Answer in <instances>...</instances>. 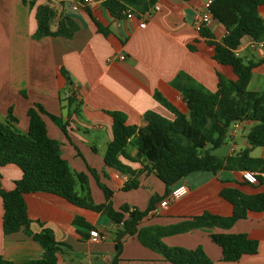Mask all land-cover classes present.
Returning a JSON list of instances; mask_svg holds the SVG:
<instances>
[{"label":"crops","instance_id":"obj_1","mask_svg":"<svg viewBox=\"0 0 264 264\" xmlns=\"http://www.w3.org/2000/svg\"><path fill=\"white\" fill-rule=\"evenodd\" d=\"M143 28L137 18L112 17L102 0L70 10L56 0H0V124L16 134L28 132L27 110L40 104L48 113L66 122L64 134L47 116L42 115L47 136L58 143L59 154L72 173H83L87 178L89 197L93 204L105 203L98 183L111 192V205L115 210L125 205L129 209L144 211L151 199L157 200L138 224L142 228H166L191 221L204 213L229 217L233 207L221 196L224 189H236L245 195L264 193L262 181L249 185L241 179L239 170L194 172L181 183L188 192L170 201L166 208L160 202L170 191L137 159L136 150L128 145L120 164L131 173H123L105 165L103 157L112 140V119L109 111L126 116V124L144 128L146 111L173 120L174 116L153 97L158 92L181 114L189 111L180 93L171 82L182 72L210 92L216 91L218 76L235 81L232 68L216 62L214 47L193 27L202 0H157ZM153 5V6H154ZM49 9V30L68 23L76 26L71 35L34 37L36 10ZM264 22V7H258ZM237 21L230 9L212 16L207 30L213 41L220 43L227 28ZM102 31L105 33H102ZM249 37H243L235 51L243 63L254 67L248 91L264 89V50L256 47ZM124 60H118V56ZM111 59V60H110ZM65 71V75L62 74ZM74 93L75 103L67 105ZM8 111L12 119L8 118ZM255 122L242 119L237 127L230 126L227 133L229 152L220 158L235 156L247 150L250 158L264 160V146L252 147L247 134ZM95 171L97 179L89 172ZM256 178H257V174ZM21 171L14 165L0 168V187L9 192ZM134 180L137 187L124 191V185ZM180 183V184H181ZM83 195L80 185H75ZM29 231H51L58 243L67 245L57 254L58 264H110L115 253L116 231L120 225L105 215L76 207L65 199L45 192L24 195ZM3 202L0 197V257L13 264H21L42 257L38 242L21 228L4 235L2 231ZM82 218L97 231L101 238L92 240L89 231L73 224ZM246 234L258 242L254 255H245L237 262H222L221 250L210 234ZM168 247L195 249L217 264H264V211L250 212L245 219L236 221L229 229L214 226L192 229L160 238ZM117 264H171L162 255L143 246L136 235L121 239V252Z\"/></svg>","mask_w":264,"mask_h":264},{"label":"trees","instance_id":"obj_2","mask_svg":"<svg viewBox=\"0 0 264 264\" xmlns=\"http://www.w3.org/2000/svg\"><path fill=\"white\" fill-rule=\"evenodd\" d=\"M156 1L102 0V4L112 17L120 18L125 8L142 13L149 10ZM259 6L264 7V0H213L212 16L217 17L222 10L230 9L236 14L237 21L227 28L220 43L213 41L206 28L200 34L214 47V60L230 66L236 80L229 81L218 76L216 91L210 92L186 74L178 73L171 85L180 93L188 108V116L181 114L155 92L154 99L171 112L174 119L167 120L152 111H146L144 118L147 124L144 128L127 125L126 116L121 112H107L112 119V140L103 157L106 166L123 173H131L118 160L120 155L124 156V151L130 144L136 150L137 159L141 158L144 162V168L155 174L164 183L167 191L178 186L185 177L194 172L247 170L257 174V179L262 181L258 175L264 174V160L250 158L247 150L227 158H220L211 153L225 144L230 126L242 119L255 122L247 134L250 146H264V89L260 92L248 91L254 64L243 63L235 54L243 37L251 38L254 43L264 40V22L257 11ZM35 18L36 38L71 35L76 30L75 25L68 23L67 28L59 26L56 31L51 32L50 12L45 6L37 8ZM62 74H66L64 70ZM75 101L74 93L71 92L67 105L71 106ZM42 115L47 116L64 134L66 133V122L48 113L40 104H34L27 110L29 124L26 135L16 134L6 125L0 124V168L14 165L21 171V178L14 182L13 190L5 192L0 187L3 234L9 235L22 228L44 251L41 258L21 264H58V252L61 248H68L67 245L58 243L47 229L36 234L29 231L30 220L26 213L25 194L50 193L76 207L105 215L111 222L120 225L121 229L117 230L115 235L116 253L110 264H117L121 239L126 235H136L143 246L159 253L171 264H217L212 262L200 247L191 250L168 247L160 242V238L208 226L229 229L236 221L245 219L248 213L264 211V193L245 195L236 189H224L221 196L233 207L229 217L222 218L204 213L191 221L171 227L138 229L139 221L148 214L157 199H151L148 207L141 212L125 205L115 210L111 205L112 192L98 183L105 203L93 204L89 197L86 175L70 171L68 164L59 154L58 143L47 136ZM8 118L12 119L10 111ZM89 172L97 179L94 170L90 169ZM77 183L84 192L83 195L76 192ZM136 187V182L129 180L123 190ZM73 224L86 230L93 229L80 217H76ZM209 237L220 248L222 262H237L243 256L254 255L258 251V242L243 233H212ZM0 264L13 263L0 257Z\"/></svg>","mask_w":264,"mask_h":264},{"label":"built area","instance_id":"obj_3","mask_svg":"<svg viewBox=\"0 0 264 264\" xmlns=\"http://www.w3.org/2000/svg\"><path fill=\"white\" fill-rule=\"evenodd\" d=\"M56 1L60 5L66 7L67 9H70V10H77L79 6H85V5H90V4L94 3V0H56ZM212 3H213V0H202L201 10L193 22V27L196 31L200 32L204 28H207V26L211 22V19H212V14H211ZM158 10H159V7L157 5H154L149 10L144 11L142 13H138L131 8H125L122 13L126 19L137 18V20L139 21V27L143 28L145 26L146 20L150 16L151 12L152 11H158ZM253 44L256 47H258L259 49L264 50V40L260 41V42L253 43ZM117 59L118 60H124V56L123 55L118 56ZM238 122L239 121L234 122L232 124L234 128L237 127ZM241 179L245 183H248L250 185L257 183L256 175L253 172H250L247 170H244L241 172ZM187 192H188V187L184 183L179 184L178 186H176L172 190H170L167 197L164 198L160 202V206L162 208H166L168 206V204L170 203V201L182 197ZM88 233H89V238L92 240H98L101 238V235L95 230H91Z\"/></svg>","mask_w":264,"mask_h":264},{"label":"rangeland","instance_id":"obj_4","mask_svg":"<svg viewBox=\"0 0 264 264\" xmlns=\"http://www.w3.org/2000/svg\"><path fill=\"white\" fill-rule=\"evenodd\" d=\"M229 148H230V146H229L228 140H226L225 144L222 145L220 148L215 149L213 151V153L216 154V155H219V156H225V155L228 154Z\"/></svg>","mask_w":264,"mask_h":264}]
</instances>
